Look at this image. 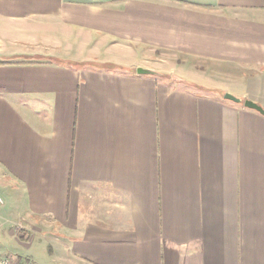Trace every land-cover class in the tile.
<instances>
[{"label":"crops","instance_id":"crops-1","mask_svg":"<svg viewBox=\"0 0 264 264\" xmlns=\"http://www.w3.org/2000/svg\"><path fill=\"white\" fill-rule=\"evenodd\" d=\"M228 92L264 108V0H0V257L264 264V114Z\"/></svg>","mask_w":264,"mask_h":264},{"label":"rangeland","instance_id":"rangeland-1","mask_svg":"<svg viewBox=\"0 0 264 264\" xmlns=\"http://www.w3.org/2000/svg\"><path fill=\"white\" fill-rule=\"evenodd\" d=\"M144 54L147 55V57L150 59V61H152L155 64V65L154 64H152V65H154L155 71L158 72L157 74L164 75V76L168 77L169 80H176L179 78L182 79V78H185L186 76L187 77L190 76V73H191V75L192 74H202L203 75L206 73L205 71L207 69V65L204 61L192 59V58L184 56L180 53L176 54V53L161 52V51L154 52L153 50H151L149 48H144ZM120 55H122L124 57L122 59L125 62H128V60L126 58V55H127L126 53H121ZM163 60L166 61L165 64L167 66L174 65L175 60H176V63L178 61V63H181L180 66L185 70V72H184L185 74L182 75L179 73V71H177L175 73H171V74L167 73L169 69L171 70L173 68H171V67L165 68L163 66H159L158 63L164 64ZM152 62H150V63H152ZM156 62H158V63H156ZM93 65L95 67H104V68H109V69H115L117 67V65L111 64V63H107V64L106 63L105 64L94 63ZM209 67H211V66H209ZM213 70L218 71L216 77L215 76L213 77L216 79V80H214L215 82H213V85L215 83H218L221 80V82L222 81H224V82H222L221 85L217 84L216 86L218 88H222L223 86L225 87L226 85L224 83H228L225 81L229 78L224 77L225 75H223V73H222V72H224L223 69L215 67V68H213ZM232 77H234V76H232ZM231 81H232L231 83H233L232 78H231ZM185 83H188V82H185ZM192 84H194V83H192ZM196 86H198V85L196 84ZM228 93H230V92H228ZM3 191H6L5 193L8 192L7 194H9V197H10L9 200H11V201L15 200V198H16V192L15 191H12V189H9V190L7 189V190H1L0 192H3ZM34 250L37 251V256H36L37 257V264H57L58 263L57 259H55V258H54L55 261L54 260L51 261L52 263L49 261V251H50L49 244L46 242V238H43L40 234L37 235V239L34 242Z\"/></svg>","mask_w":264,"mask_h":264},{"label":"water","instance_id":"water-1","mask_svg":"<svg viewBox=\"0 0 264 264\" xmlns=\"http://www.w3.org/2000/svg\"><path fill=\"white\" fill-rule=\"evenodd\" d=\"M137 72L139 74H157L158 72L155 71V69L152 68H147V67H138L137 68ZM224 97L226 99H229L231 101L237 102V103H243L245 107L250 108V109H254L257 110L258 112L264 114V108L263 106H261L260 104H258L257 102L250 100V99H242V98H238V96L231 94V93H225Z\"/></svg>","mask_w":264,"mask_h":264},{"label":"built area","instance_id":"built-area-1","mask_svg":"<svg viewBox=\"0 0 264 264\" xmlns=\"http://www.w3.org/2000/svg\"><path fill=\"white\" fill-rule=\"evenodd\" d=\"M0 202H2V198L0 196ZM0 264H19L17 263L13 258L11 257H7V256H4V257H0Z\"/></svg>","mask_w":264,"mask_h":264}]
</instances>
